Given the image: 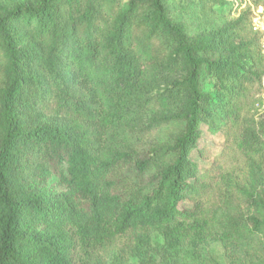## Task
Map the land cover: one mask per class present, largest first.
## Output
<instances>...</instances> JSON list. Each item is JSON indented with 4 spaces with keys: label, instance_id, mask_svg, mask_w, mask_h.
Listing matches in <instances>:
<instances>
[{
    "label": "trees",
    "instance_id": "16d2710c",
    "mask_svg": "<svg viewBox=\"0 0 264 264\" xmlns=\"http://www.w3.org/2000/svg\"><path fill=\"white\" fill-rule=\"evenodd\" d=\"M168 3L0 4V264H77L111 248L134 256L156 232L169 249L220 242L228 255L264 256V140L246 114L264 55L250 8L193 42ZM163 76L171 93L155 90ZM144 107L162 110L153 128L183 125L146 193L131 167L143 174L149 162L117 140ZM212 120L225 129L226 164L201 170L190 157Z\"/></svg>",
    "mask_w": 264,
    "mask_h": 264
},
{
    "label": "rangeland",
    "instance_id": "374dc122",
    "mask_svg": "<svg viewBox=\"0 0 264 264\" xmlns=\"http://www.w3.org/2000/svg\"><path fill=\"white\" fill-rule=\"evenodd\" d=\"M35 1L0 0V4L11 8L19 2L34 4ZM227 2L228 5L225 7L212 9L200 1L169 0L168 7L171 15L185 27L188 37L193 42L207 40L215 32L238 18L243 10L250 8L251 28L254 34L259 35L264 55V0H260V2L227 0ZM257 4L259 5L257 6ZM166 78L165 76L161 77L155 86V90L159 93L171 91V84ZM201 86L207 93L214 94L216 92L214 80L210 77H203ZM248 104L247 119L254 120L258 127L256 132H259L264 140V78L262 85L252 90ZM157 118H165L159 107L153 109L144 107L138 112L133 110L128 115L126 124L120 128L117 138L119 142L124 143L126 149L137 161L149 162V166L143 174L135 168V160L131 167L133 174L140 177L139 188L143 193L147 192V183L150 184L152 178L161 171L164 164L172 161L174 155L170 153V148L183 130V125L176 119L169 123L166 122L167 124L165 121H160L164 125L153 128L155 122L159 120ZM219 124L217 120H212L200 127L201 138L198 141V147L192 151L190 160L201 170H205L214 162L217 163L219 159H221L219 163L225 168L228 141L225 129ZM233 167H237L232 170L233 181L235 183L245 181L247 174L245 165L241 162ZM49 184L56 186V178L52 177ZM263 189L264 186L259 184V191L261 192ZM225 190L227 189L225 188ZM77 264H264V256L256 258L254 254L244 257H241L240 254L228 255L220 242L195 247L186 241L182 246L179 244L178 247L169 249L164 236L156 232L151 236L150 245L142 247L134 256L130 253H121L120 248L95 249L88 257L80 253Z\"/></svg>",
    "mask_w": 264,
    "mask_h": 264
}]
</instances>
